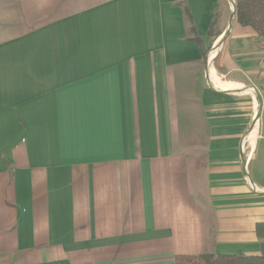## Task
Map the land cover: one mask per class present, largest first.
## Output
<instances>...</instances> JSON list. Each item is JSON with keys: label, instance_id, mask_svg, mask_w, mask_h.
<instances>
[{"label": "crops", "instance_id": "0c3cea01", "mask_svg": "<svg viewBox=\"0 0 264 264\" xmlns=\"http://www.w3.org/2000/svg\"><path fill=\"white\" fill-rule=\"evenodd\" d=\"M259 224L264 38L229 0H0V264L258 256Z\"/></svg>", "mask_w": 264, "mask_h": 264}, {"label": "trees", "instance_id": "16d2710c", "mask_svg": "<svg viewBox=\"0 0 264 264\" xmlns=\"http://www.w3.org/2000/svg\"><path fill=\"white\" fill-rule=\"evenodd\" d=\"M234 16L241 27H249L264 38V0H234ZM256 231L261 250L258 256H182L176 259V264H264V224L257 225Z\"/></svg>", "mask_w": 264, "mask_h": 264}, {"label": "bare ground", "instance_id": "6f19581e", "mask_svg": "<svg viewBox=\"0 0 264 264\" xmlns=\"http://www.w3.org/2000/svg\"><path fill=\"white\" fill-rule=\"evenodd\" d=\"M216 78H217V77H216ZM216 78L213 77L212 79L214 80L215 84H217V86H218V83H217ZM220 83H221V82H220ZM221 84H222V83H221ZM221 84H220V85H221ZM221 86H222V85H221ZM215 87H216V86H215ZM227 88H228V87H227ZM232 89H233V88H232ZM250 140H251V139H250Z\"/></svg>", "mask_w": 264, "mask_h": 264}, {"label": "built area", "instance_id": "2783aa9c", "mask_svg": "<svg viewBox=\"0 0 264 264\" xmlns=\"http://www.w3.org/2000/svg\"><path fill=\"white\" fill-rule=\"evenodd\" d=\"M229 1H230L231 7L233 8V6H234V0H229Z\"/></svg>", "mask_w": 264, "mask_h": 264}, {"label": "water", "instance_id": "95a60500", "mask_svg": "<svg viewBox=\"0 0 264 264\" xmlns=\"http://www.w3.org/2000/svg\"><path fill=\"white\" fill-rule=\"evenodd\" d=\"M233 14H234V9H233Z\"/></svg>", "mask_w": 264, "mask_h": 264}, {"label": "rangeland", "instance_id": "374dc122", "mask_svg": "<svg viewBox=\"0 0 264 264\" xmlns=\"http://www.w3.org/2000/svg\"><path fill=\"white\" fill-rule=\"evenodd\" d=\"M233 9H234V6H233Z\"/></svg>", "mask_w": 264, "mask_h": 264}]
</instances>
